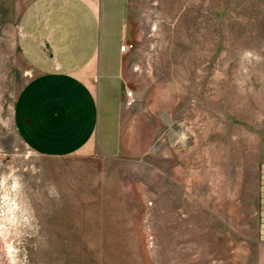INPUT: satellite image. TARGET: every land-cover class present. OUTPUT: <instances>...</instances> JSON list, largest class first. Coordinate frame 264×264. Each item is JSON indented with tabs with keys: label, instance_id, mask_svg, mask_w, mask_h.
I'll return each instance as SVG.
<instances>
[{
	"label": "rangeland",
	"instance_id": "374dc122",
	"mask_svg": "<svg viewBox=\"0 0 264 264\" xmlns=\"http://www.w3.org/2000/svg\"><path fill=\"white\" fill-rule=\"evenodd\" d=\"M33 1L0 0V264H263L264 0H121V150L65 157L18 129Z\"/></svg>",
	"mask_w": 264,
	"mask_h": 264
},
{
	"label": "crops",
	"instance_id": "0c3cea01",
	"mask_svg": "<svg viewBox=\"0 0 264 264\" xmlns=\"http://www.w3.org/2000/svg\"><path fill=\"white\" fill-rule=\"evenodd\" d=\"M121 0H34L18 20L19 49L32 73L19 99L18 129L37 154L65 157L121 150L127 103ZM264 244V178L257 198ZM260 254L264 264V250Z\"/></svg>",
	"mask_w": 264,
	"mask_h": 264
},
{
	"label": "built area",
	"instance_id": "2783aa9c",
	"mask_svg": "<svg viewBox=\"0 0 264 264\" xmlns=\"http://www.w3.org/2000/svg\"><path fill=\"white\" fill-rule=\"evenodd\" d=\"M133 46H131V45H123L122 47H121V52H127L129 49H131ZM127 98H128V105H132L133 103H135V98H134V96H133V93L132 92H128L127 93Z\"/></svg>",
	"mask_w": 264,
	"mask_h": 264
},
{
	"label": "clouds",
	"instance_id": "9594fccd",
	"mask_svg": "<svg viewBox=\"0 0 264 264\" xmlns=\"http://www.w3.org/2000/svg\"><path fill=\"white\" fill-rule=\"evenodd\" d=\"M246 55L250 56V55H251V53H246Z\"/></svg>",
	"mask_w": 264,
	"mask_h": 264
}]
</instances>
